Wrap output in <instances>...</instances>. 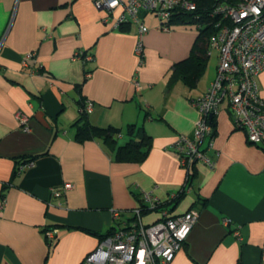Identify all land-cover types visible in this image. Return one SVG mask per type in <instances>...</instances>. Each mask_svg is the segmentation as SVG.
Wrapping results in <instances>:
<instances>
[{
  "label": "crops",
  "instance_id": "0c3cea01",
  "mask_svg": "<svg viewBox=\"0 0 264 264\" xmlns=\"http://www.w3.org/2000/svg\"><path fill=\"white\" fill-rule=\"evenodd\" d=\"M103 16L92 0H0V264H79L116 225L112 212L139 207L142 192L164 204L142 214L145 224L162 210L199 213L169 264H264V149L235 127L227 103L212 122L215 168L196 163L190 189L167 203L185 179L168 147L192 133L197 111L189 101L214 80L216 56L190 89L172 69L189 57L197 29L163 31L154 15H142L140 61L136 26L114 29ZM77 51L92 60L74 58ZM257 83L264 98V71ZM82 101L93 103L89 123L122 129L116 147L128 140V125L142 127L151 138L145 159L117 161L100 139L75 140ZM31 157L34 166L15 175ZM66 183L72 189L55 198L51 189ZM48 229L57 230L53 242Z\"/></svg>",
  "mask_w": 264,
  "mask_h": 264
},
{
  "label": "built area",
  "instance_id": "2783aa9c",
  "mask_svg": "<svg viewBox=\"0 0 264 264\" xmlns=\"http://www.w3.org/2000/svg\"><path fill=\"white\" fill-rule=\"evenodd\" d=\"M99 11L104 12L103 21L110 22L114 29L125 23L136 26L135 54L143 59V37L148 32L142 15L152 14L160 22L163 31L170 29L169 21L174 11L194 12L196 5L191 0H92ZM213 33L208 40L207 55L217 58L216 74L206 91L189 102L197 111V119L190 135L180 134L168 149L177 156L179 166L185 172L181 189L168 196L167 203L191 187L192 169L196 163L215 168V160L208 155L213 145L214 127L211 119L227 103L235 127L245 132L247 140L264 149V98L259 95L257 76L264 71V0H230L215 4L209 13ZM195 20H199L195 17ZM36 52L27 54L34 58ZM74 58L92 60L81 51ZM140 89L138 83L135 84ZM93 103L85 101L80 112L88 115ZM20 128L30 130L28 117L16 114ZM34 166V160L20 162L15 175ZM69 183L51 189L55 198H60L72 189ZM144 208L155 210L164 204L151 192H142ZM142 207L130 211H113L116 225L111 235L99 241L79 264H169L180 251L198 220L195 209L170 216L161 211V218L149 224L142 221ZM128 214L130 216H128ZM56 229H48L45 236L55 240ZM237 236V232L233 233Z\"/></svg>",
  "mask_w": 264,
  "mask_h": 264
},
{
  "label": "trees",
  "instance_id": "16d2710c",
  "mask_svg": "<svg viewBox=\"0 0 264 264\" xmlns=\"http://www.w3.org/2000/svg\"><path fill=\"white\" fill-rule=\"evenodd\" d=\"M196 5V10L192 13L184 11H174L171 15L169 26L171 24L189 25L194 24L197 27L198 34L195 42L192 46L190 55L187 59L175 64L172 69V74L177 76L187 85L190 89L194 88L198 79L204 72L206 62L208 59L207 49L208 40L213 33L211 26V20L209 13L215 6V4L230 0H191ZM198 17L199 20H195ZM84 101L80 103V109L84 107ZM80 118L73 123L75 127V140L83 142L89 139H100L108 147L115 148V159L117 161L125 162H141L145 159L150 149V136H148L142 127L130 124L126 127L125 133L128 136V140L119 146H115L116 138L122 134V129L107 126L99 127L92 125L87 120V115L80 112ZM213 119H211V123ZM34 160V158L21 159V162ZM193 175L191 174V183ZM185 192L179 194L175 199L170 202L175 203ZM143 208L142 214L151 210L144 208L142 200H140V206ZM163 207V206H162ZM161 207V208H162ZM159 209V208H158ZM156 210V209H155ZM113 230L108 234L101 236L100 240L111 235Z\"/></svg>",
  "mask_w": 264,
  "mask_h": 264
},
{
  "label": "rangeland",
  "instance_id": "374dc122",
  "mask_svg": "<svg viewBox=\"0 0 264 264\" xmlns=\"http://www.w3.org/2000/svg\"><path fill=\"white\" fill-rule=\"evenodd\" d=\"M189 26H190L192 29H194V30L197 29L196 26H195L194 24H189ZM215 64H216V60H215V58H214V57L209 58L208 66H209V65L215 66Z\"/></svg>",
  "mask_w": 264,
  "mask_h": 264
}]
</instances>
